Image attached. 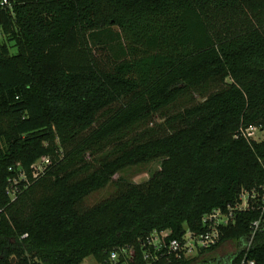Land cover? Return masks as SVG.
<instances>
[{"label":"trees","instance_id":"trees-1","mask_svg":"<svg viewBox=\"0 0 264 264\" xmlns=\"http://www.w3.org/2000/svg\"><path fill=\"white\" fill-rule=\"evenodd\" d=\"M0 26V264H189L147 240L200 233L214 209L233 222L199 252L237 241L222 264H264V211L236 209L264 184V138L239 134L264 131V0H16ZM155 159L145 182L78 207Z\"/></svg>","mask_w":264,"mask_h":264},{"label":"built area","instance_id":"built-area-1","mask_svg":"<svg viewBox=\"0 0 264 264\" xmlns=\"http://www.w3.org/2000/svg\"><path fill=\"white\" fill-rule=\"evenodd\" d=\"M16 0H0V10L12 11ZM3 37L2 27L0 26V38ZM239 134L246 140L258 141L264 138V131L261 127L256 125H249L245 128L241 127ZM263 134V136H261ZM52 164V160L49 156H41L37 161L31 164L30 170L33 179H36L45 174L47 168ZM9 184L6 188V192L10 199L13 201L16 199L18 193L22 190L20 185L24 182L23 187L29 184V179L24 172H20L18 177H13L8 180ZM240 204L236 209L246 210L251 208V203L259 205V210L264 211V184L258 188H253L251 191H242L240 196ZM251 201V203H250ZM232 209H228L227 212H223L221 209H214L213 211L205 214L201 218V223L204 231L195 233L190 230H186L182 237V240L171 239L167 243L162 239L167 236V233H161L159 237L157 234H152L147 240V244L154 251H161L167 249L168 252L175 253L176 257H179L180 253L183 252L186 257L187 252L196 251L200 248H208L215 245L219 241L220 228L229 225L233 222ZM259 220L254 221L251 225L252 235L255 234L258 228ZM25 236V235H24ZM148 255H146L147 257ZM117 254L112 253L110 260L114 263L117 261ZM242 264H254L251 260L242 261Z\"/></svg>","mask_w":264,"mask_h":264},{"label":"rangeland","instance_id":"rangeland-1","mask_svg":"<svg viewBox=\"0 0 264 264\" xmlns=\"http://www.w3.org/2000/svg\"><path fill=\"white\" fill-rule=\"evenodd\" d=\"M116 30V28H115ZM105 34H102L99 38L104 39ZM92 46L95 49L96 54L99 57H105L108 53V46L103 49L101 42L92 41ZM12 53H15L14 48L11 49ZM197 99L199 96L195 95ZM158 120L157 117L154 118ZM263 136V134H261ZM161 166V160L155 159L148 163L139 164L136 166L128 167L121 172L113 176V181L106 187L99 189L87 197H85L78 205L80 209H88L94 205L99 204L107 198L112 197L118 191L119 184L126 183H142L145 182L149 177L156 172ZM81 211V210H80ZM240 246L237 241H225L220 247L212 252L200 253L199 250L187 252L186 258L190 260L189 264H222L226 262L228 258L234 254ZM81 264H99L92 257H87Z\"/></svg>","mask_w":264,"mask_h":264},{"label":"water","instance_id":"water-1","mask_svg":"<svg viewBox=\"0 0 264 264\" xmlns=\"http://www.w3.org/2000/svg\"><path fill=\"white\" fill-rule=\"evenodd\" d=\"M12 261H14V258L12 259Z\"/></svg>","mask_w":264,"mask_h":264}]
</instances>
